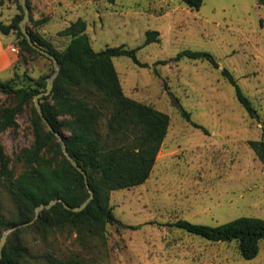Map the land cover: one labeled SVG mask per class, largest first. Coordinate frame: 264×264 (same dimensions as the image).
Listing matches in <instances>:
<instances>
[{"label":"rangeland","instance_id":"rangeland-1","mask_svg":"<svg viewBox=\"0 0 264 264\" xmlns=\"http://www.w3.org/2000/svg\"><path fill=\"white\" fill-rule=\"evenodd\" d=\"M25 2L30 6L26 25L59 50L69 41L59 32L78 18L85 21L94 50L139 47L138 63L127 55L112 58L123 93L169 116L148 179L110 192L112 213L124 226L107 225L103 236L78 235L68 227L46 235L27 229L20 240L30 254H50L61 261L76 257L85 264H264V238L258 254L245 259L235 240L210 241L173 225L180 219L213 226L242 216L264 219V167L248 145L264 140V4L203 0L194 10L182 0ZM18 3L0 0L1 23L19 13ZM147 30L158 31L157 41L143 45ZM183 50L208 52L218 67L207 60L177 59ZM223 69L249 98L257 118L238 101ZM53 70L50 60L22 49L15 31L0 32V80L35 87ZM87 95L96 101L94 94ZM14 102L0 93V110ZM35 109L34 100H28L15 124L0 132L14 175L24 168L17 153L34 140ZM102 111L99 132L104 136L110 110ZM63 133L69 135L67 129ZM14 214L0 180V215L8 220ZM28 264L51 263L32 258Z\"/></svg>","mask_w":264,"mask_h":264},{"label":"trees","instance_id":"trees-1","mask_svg":"<svg viewBox=\"0 0 264 264\" xmlns=\"http://www.w3.org/2000/svg\"><path fill=\"white\" fill-rule=\"evenodd\" d=\"M106 1L113 3L115 0ZM182 1L194 10H198L203 3V0ZM257 1L264 4V0ZM17 6L19 13L7 24L0 22V32L7 35L15 31L22 49L42 55L30 47L20 31L18 23L23 17V9L20 3ZM27 6L30 8L28 3ZM42 21L38 20L39 23ZM27 30L38 46L57 58L59 72L51 93L39 99L40 105L44 117L62 135L68 153L85 171L93 197L78 212L66 209L62 202H56L50 209L40 211L32 224L12 231L11 239L2 249L0 264H28L32 258H44L51 264H85L76 257L61 261L50 254L33 256L21 242L20 233L32 229L46 235L68 227L78 235L103 236L107 225H123L112 213L110 192L140 185L148 179L167 133L169 116L123 93L112 58L127 55L138 63L136 52L139 47L119 45L94 50L86 32V23L81 18L59 32L69 37L62 50L28 26ZM145 34L143 45L157 41L158 31L147 30ZM183 57L207 60L218 67L214 57L205 51L183 50L176 58ZM222 74L234 86L236 98L248 115L257 118L256 109L234 77L225 69ZM47 77H40L35 87H16L12 80H0V93L15 100L14 104L0 110V132L15 124L24 104L46 87ZM83 91L84 95H77ZM87 92L97 97L95 102L91 101ZM104 108L110 110V115L103 136L99 132V124ZM182 114L189 118V113L182 111ZM31 123L33 143L16 155L24 166L19 174L14 175L9 168L8 158L0 146V180L15 208V214L8 220L0 215V237L3 228L34 219L35 208L40 204L58 198L73 207L89 196L83 174L70 164L58 138L46 129L36 109ZM63 129H67L69 135H65ZM248 145L264 167V140H250ZM173 225L210 241L235 240L245 259H252L258 254L259 243L264 238V219L259 217L242 216L215 226L180 219Z\"/></svg>","mask_w":264,"mask_h":264},{"label":"water","instance_id":"water-1","mask_svg":"<svg viewBox=\"0 0 264 264\" xmlns=\"http://www.w3.org/2000/svg\"><path fill=\"white\" fill-rule=\"evenodd\" d=\"M18 1H19L20 5L22 6V9H23V17L18 23L20 31L22 32V34L26 38L27 43L30 45L31 48H33L34 50L38 51L40 54L44 55L49 60H51L52 65H53V69H54L53 73L49 77L46 78V88H45V90H43V91H41L38 94L33 96V100H34V104H35V107H36V111H37L38 115L40 116V118L42 119V121L45 123L46 129L48 131H50L51 133H53L58 138L59 142L61 143L62 151H63L64 155L67 157V159L69 160L70 164L73 167H75L79 172H81L83 174L86 188L89 191V196L80 205L73 206V207L69 206L67 203L61 201V199H58V198L50 200L47 204L38 205L35 208V217H34V219L30 220L27 223L11 227V228L5 230L2 233V235L0 237V260L2 258V249H3V247L5 245V242H6L7 233L12 232V231H14L15 229H17L19 227L32 224L35 221V219L38 217L40 211H42L44 209H50L54 204H56V202H62L63 206L66 209L71 210L73 212H78V211H81L82 209H84L87 206V204L90 201V199L93 197V191L89 188L88 181H87V175H86L85 171L81 168V166L77 163V161L68 153L67 148H66V144H65V141H64L62 135L59 132H57L52 127V125L47 121V119L43 115V111H42L39 99L41 97L51 93L52 88H53V81H54V79L56 78V76H57V74L59 72V64H58L57 58L52 53H50L46 49L38 46L32 40V38H31V36H30V34H29L28 30H27V25H26L27 20L29 18V8H28L25 0H18Z\"/></svg>","mask_w":264,"mask_h":264}]
</instances>
